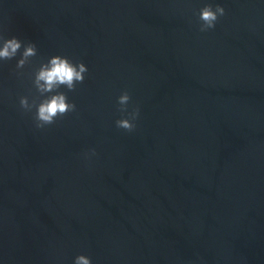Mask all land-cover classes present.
Instances as JSON below:
<instances>
[{"label":"water","instance_id":"1","mask_svg":"<svg viewBox=\"0 0 264 264\" xmlns=\"http://www.w3.org/2000/svg\"><path fill=\"white\" fill-rule=\"evenodd\" d=\"M0 36L37 47L0 60V264H264V0H0ZM54 55L88 72L38 129Z\"/></svg>","mask_w":264,"mask_h":264},{"label":"clouds","instance_id":"2","mask_svg":"<svg viewBox=\"0 0 264 264\" xmlns=\"http://www.w3.org/2000/svg\"><path fill=\"white\" fill-rule=\"evenodd\" d=\"M225 15V8L219 4L213 8L211 4L205 5L199 10L198 20L201 22L199 31L206 32L213 29L218 19ZM0 60H11L16 57L22 48L23 42L16 38L5 39L0 36ZM37 55V47L34 43L23 44L21 58L16 64L17 69H23L30 62V58ZM88 72L87 66L83 62L74 63L68 57L54 55L46 63H42L33 74V86L39 93V96L29 102L28 97H21L19 100L20 107L31 112L35 108L34 121L38 129L52 125L57 118L63 117L69 112L76 111V104L69 102L65 92L59 91L61 86L68 91H75L78 83H83L85 74ZM49 94V95H46ZM130 94L128 91L122 92L118 97L119 111L123 114L118 119L116 127L132 132L135 127V121L140 115L139 107H133L129 111ZM91 155H95V149L90 150ZM87 156V154H86ZM74 264H92L91 259L85 255H78Z\"/></svg>","mask_w":264,"mask_h":264}]
</instances>
